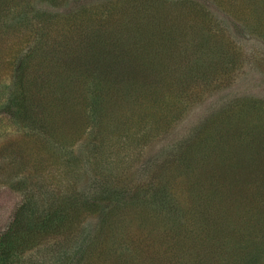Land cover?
I'll list each match as a JSON object with an SVG mask.
<instances>
[{
  "label": "trees",
  "instance_id": "obj_1",
  "mask_svg": "<svg viewBox=\"0 0 264 264\" xmlns=\"http://www.w3.org/2000/svg\"><path fill=\"white\" fill-rule=\"evenodd\" d=\"M126 1L130 3L122 2L113 10L103 2L63 10L78 20L72 25L78 27L76 34L49 37L42 31L21 50L15 82L0 103V112L27 127L37 145L55 160L64 150L65 192L59 193L61 199L52 195L45 206L50 209L39 212L33 194L38 188L26 186L30 188L21 217L0 232V264H18V255L33 247L42 233L74 236L83 219L93 213L99 215V223L93 239L79 253L82 259L93 257L94 241L99 240L100 251L115 254L114 264H264L263 130L250 128L244 119L235 130L229 116L223 121L224 130L217 129V117L207 118L188 142L174 150L181 152L172 156L157 186L148 183L151 201L159 200L161 212L143 200L134 183L127 187L121 178L126 164L141 154V140L151 136L146 125L137 126L132 114L138 109L139 119H145L148 114L141 106L169 105L160 109L170 122L172 110L185 102L179 97L171 105L170 99L163 101L182 81L168 77L177 70L176 52L146 45L158 33L169 37L175 32L162 28L158 20L163 0ZM25 2L0 0V16ZM101 15L122 21L89 28ZM28 19L32 21L31 16ZM14 24L18 28L22 22L4 25ZM87 30V37H82ZM150 52L157 59L148 56ZM251 106L262 108L256 116L264 111V101ZM252 110L243 116L252 115ZM83 138L90 144L95 191L113 193H106L105 200L103 193L77 191L81 164L72 147ZM134 233L144 239L128 243L119 238Z\"/></svg>",
  "mask_w": 264,
  "mask_h": 264
},
{
  "label": "rangeland",
  "instance_id": "obj_2",
  "mask_svg": "<svg viewBox=\"0 0 264 264\" xmlns=\"http://www.w3.org/2000/svg\"><path fill=\"white\" fill-rule=\"evenodd\" d=\"M99 2L111 4L108 6L109 10L120 6L122 2L130 3L126 0H27L0 16L4 17L0 20V103L8 96L15 82L20 53L35 37L42 34V31L47 32L49 37L72 31L76 34L78 27L72 25L77 24L78 20L66 16L65 12L69 9L76 10L84 3ZM163 2L158 20L162 28H172L175 32L169 37L156 32L158 35L155 34L156 37L153 36L146 45L151 49L161 47V50L176 52L179 60L177 70L170 72L168 77L173 76L182 81L178 82L179 87L172 88L171 94L163 97V101L170 99L168 103L171 105L179 97L182 103L185 102L181 103V108L177 106L173 109L174 105L170 106L174 111L170 122V117H162L165 113L160 109L169 105L159 104V108L141 106L140 109L148 114L145 119H139L138 109L132 114L136 118L137 126L140 122L141 127L146 125L151 136L146 142L141 140V154L137 160L126 164L127 169L121 177L125 179L127 187L131 182L134 183L143 200H148L146 203L158 207L159 211L160 202L158 199L151 201L154 197L148 183L157 186L172 156L181 152L174 150L188 142L207 118L217 117V129L226 127L223 121L229 116V124L235 130L243 126L239 120L244 119L249 122L250 128L264 131V111L256 116L262 108L251 106L254 103L260 105L264 101V0ZM118 15L120 14L117 13ZM30 16L32 21L28 19ZM101 16L93 19L89 28L99 23L107 26L115 19ZM115 20L122 21L120 18ZM15 21L22 22L19 29L15 24L5 26ZM87 33L88 30L86 36L82 37L86 38ZM149 55L157 59L154 52ZM168 60L169 58L165 61ZM251 108L253 110L249 113L252 115L243 116ZM236 121L238 124H235ZM125 134L130 135L128 132ZM89 146V140L83 138L72 147V151L79 155V165L81 164L76 188L81 195L103 193L100 196L105 200L106 193L110 192L95 191L96 182L90 172L92 163L89 160ZM63 154L64 150H61V158L56 157L55 160L43 145H37L35 136L27 127L0 112V232L7 229L15 218L17 220L18 216L21 217L20 210L26 203V193L30 185L38 188L33 194L34 199L39 201L35 205L39 212L50 209V206L45 207L47 199H52L53 196L62 198L59 193L65 192ZM238 177H242V173ZM21 179L22 183H18ZM27 185L29 186L26 188ZM37 194L41 196L38 197ZM104 200L103 204L108 207L110 204H106ZM98 223L99 215L93 213L83 219L74 236L65 238V234L61 232L38 235L35 245L18 255V264H114L115 254L111 251H100L103 242L99 240L94 241L96 250L92 252L93 257L80 258L79 253L93 239ZM119 238L128 243L132 239H144L138 233H134L132 237L126 234L124 238ZM108 239L110 241V237Z\"/></svg>",
  "mask_w": 264,
  "mask_h": 264
}]
</instances>
